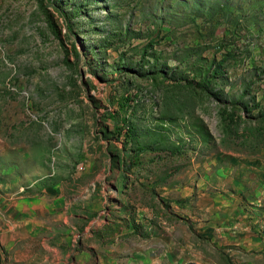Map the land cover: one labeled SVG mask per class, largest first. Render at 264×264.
<instances>
[{
  "label": "rangeland",
  "instance_id": "obj_1",
  "mask_svg": "<svg viewBox=\"0 0 264 264\" xmlns=\"http://www.w3.org/2000/svg\"><path fill=\"white\" fill-rule=\"evenodd\" d=\"M243 166L264 195V0H0V264L15 201L45 188L149 177L183 247L204 240L197 182L242 194Z\"/></svg>",
  "mask_w": 264,
  "mask_h": 264
},
{
  "label": "crops",
  "instance_id": "obj_2",
  "mask_svg": "<svg viewBox=\"0 0 264 264\" xmlns=\"http://www.w3.org/2000/svg\"><path fill=\"white\" fill-rule=\"evenodd\" d=\"M243 168H232L235 177L226 182L235 188L248 181L251 188L242 194L224 190L214 175L197 182L189 224L204 240L184 247L175 232L181 223L165 220L167 190L149 177L138 190H113V196L105 188H45L15 201L16 222L1 241L7 264H264V195L251 171L256 168Z\"/></svg>",
  "mask_w": 264,
  "mask_h": 264
}]
</instances>
